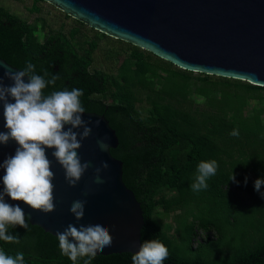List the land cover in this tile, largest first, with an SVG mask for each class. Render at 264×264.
Returning <instances> with one entry per match:
<instances>
[{
    "label": "trees",
    "instance_id": "16d2710c",
    "mask_svg": "<svg viewBox=\"0 0 264 264\" xmlns=\"http://www.w3.org/2000/svg\"><path fill=\"white\" fill-rule=\"evenodd\" d=\"M39 1L33 10H40ZM39 20L27 21L0 4V57L21 70L30 61L36 74L48 72L46 79L58 75L45 94L81 89L85 111L104 115L115 129L118 145L110 152L123 162V181L141 204V243H163L166 264H264V198L254 187L256 179H264V86L185 70L119 39L125 47L108 49L107 57L122 58L107 71L93 63L99 42L110 36L88 26L96 31L88 37L86 24L74 19L68 30L49 28L40 39ZM195 80L205 83L194 92L207 98L209 109L186 105ZM216 85L222 86L219 96ZM249 100L255 104L244 114ZM234 129L238 136L230 134ZM210 160L218 164L216 174L206 189L192 191L197 165ZM232 174L237 182L230 180ZM160 212L173 213L178 241L163 226ZM27 223V229L9 227L20 242L0 240V251L13 258L23 253L24 264H73L61 254L56 236ZM198 229L204 241L193 246ZM132 255L97 254L90 264H132Z\"/></svg>",
    "mask_w": 264,
    "mask_h": 264
},
{
    "label": "water",
    "instance_id": "95a60500",
    "mask_svg": "<svg viewBox=\"0 0 264 264\" xmlns=\"http://www.w3.org/2000/svg\"><path fill=\"white\" fill-rule=\"evenodd\" d=\"M44 1L95 30L136 45L179 68L264 86V0ZM5 70L21 69L0 57V77L9 85L12 82L4 77ZM82 118L92 121V133L81 142L78 154L82 163L88 161L92 166L75 187L68 185L63 168L52 157L54 149H46L55 174V210L46 214L8 196L5 202L19 205L31 224L54 236L70 223L77 227L106 225L113 237L112 246L98 254H134L141 244L144 217L140 202L123 181V162L110 152L118 145L115 129L102 114L85 111ZM97 120L99 126L95 124ZM3 125L0 104V132L7 131ZM105 138L109 149L101 151L97 141ZM17 147L15 141L0 144V164L14 155ZM101 162H107L109 168L101 173L104 183L96 184L94 169ZM4 174L0 168V192ZM78 199L87 201L79 221L69 211Z\"/></svg>",
    "mask_w": 264,
    "mask_h": 264
},
{
    "label": "clouds",
    "instance_id": "9594fccd",
    "mask_svg": "<svg viewBox=\"0 0 264 264\" xmlns=\"http://www.w3.org/2000/svg\"><path fill=\"white\" fill-rule=\"evenodd\" d=\"M36 74L35 65L30 61L23 70H5L4 77L12 83L5 85L0 77V104L3 107L4 128L0 132V144L15 141L18 147L15 154L6 158L0 168L5 170L2 177L3 191L0 192V240L8 243H19L18 236L9 233V227L19 225L28 228L24 210L19 205L5 202V196L14 201H23L33 210L51 213L55 210L54 173L52 161L46 155V149H54L51 153L56 162L63 168L65 180L70 187H75L84 173L92 166L90 162H81L78 150L82 141L92 133V121L84 120L85 108L80 97L83 91L78 88L63 89L44 93L49 85H55L58 75L48 77ZM27 77V82L25 81ZM100 121L95 122L99 126ZM82 129V131H78ZM238 136V130H233ZM101 151L109 149L106 138L98 140ZM107 162H101L94 169V183L103 184L102 171L107 170ZM215 160L201 161L197 165L195 181L191 190L198 192L208 187L206 181L217 172ZM230 180L237 182L232 174ZM247 178H245V184ZM264 179H256L254 187L264 198L261 186ZM87 195V193H85ZM86 200H75L70 206V213L77 221L85 214ZM61 254L67 256L73 264L78 258H85L84 264H90L95 256L106 247L112 246L113 237L106 225L89 224L79 227L68 224L63 232L56 233ZM167 247L159 240H145L140 244L139 251L131 259L132 264H163L168 258ZM0 264H24V254L17 253L15 258L0 251Z\"/></svg>",
    "mask_w": 264,
    "mask_h": 264
},
{
    "label": "rangeland",
    "instance_id": "374dc122",
    "mask_svg": "<svg viewBox=\"0 0 264 264\" xmlns=\"http://www.w3.org/2000/svg\"><path fill=\"white\" fill-rule=\"evenodd\" d=\"M33 2L34 0H0V4L7 7L11 12H14L21 16L22 18L26 19L27 21H33L35 17H39L41 20H39V29L37 31V35L40 37V39L43 38V34L49 29V28H59L63 27L65 30H68L70 27L76 24L74 19L72 17H66L63 12H61L59 9L54 7L52 4L48 3L47 1L41 0L37 3L38 6H40L39 11L33 10ZM43 20V21H42ZM44 22V28L41 26ZM83 31L88 35V37H92L93 34L96 32L95 30H92L87 25L83 27ZM125 47V44L119 42L117 39L110 38V37H104L98 45L97 50L94 53V63L93 66L102 68L104 70H111L114 69L122 57L118 58H108L107 57V50L110 48H114L117 51L122 50L121 48ZM197 75V73H194ZM213 79H216V77L211 76ZM220 78V77H219ZM223 79V78H222ZM195 82V84H194ZM190 89L191 92L188 96V101L186 102L187 106H190L191 108H199V109H209L210 105L207 103V98L197 94L194 92L195 86L199 84H205L201 83L200 81L195 80ZM220 88H222L221 85H216L215 96L220 95ZM256 101V100H255ZM255 104L253 100H249L246 103L245 108L243 109L244 114H249L252 111V107ZM144 106V105H141ZM159 210L161 211V208L159 207ZM159 219L163 223V226L167 229L168 233L176 240L178 241L179 231L176 230L177 227V221L174 218L173 213H163L160 212ZM204 232L201 230L196 231V235L193 239V246L197 242H203L204 241ZM210 238H214V232L211 231L209 233Z\"/></svg>",
    "mask_w": 264,
    "mask_h": 264
},
{
    "label": "flooded vegetation",
    "instance_id": "af4514ba",
    "mask_svg": "<svg viewBox=\"0 0 264 264\" xmlns=\"http://www.w3.org/2000/svg\"><path fill=\"white\" fill-rule=\"evenodd\" d=\"M62 12V11H61Z\"/></svg>",
    "mask_w": 264,
    "mask_h": 264
}]
</instances>
